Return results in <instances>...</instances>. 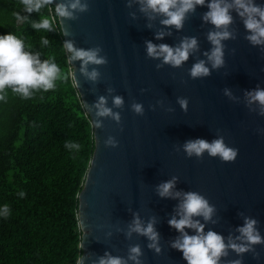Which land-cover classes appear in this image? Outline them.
Masks as SVG:
<instances>
[{
  "label": "water",
  "instance_id": "obj_1",
  "mask_svg": "<svg viewBox=\"0 0 264 264\" xmlns=\"http://www.w3.org/2000/svg\"><path fill=\"white\" fill-rule=\"evenodd\" d=\"M256 3L264 5V0ZM88 4L75 18L60 21L65 40L85 49L99 46V55L107 58L106 63H89V70L99 71L95 81L81 73L79 59L69 61L87 113L102 122L100 127L93 125L95 150L79 195L83 264H95L106 252L127 259L132 245L140 246L142 264H187L171 245L180 233L168 223L182 197H161L157 192V185L173 176L174 191H197L214 206L211 219L194 217L205 232L215 230L227 242L239 235L245 217H253L264 236V115L262 106L246 96L257 86L264 88V45L249 42L243 18L231 10L228 29L233 36L222 41L224 64L212 68L209 62L210 74L193 78L189 69L198 60L207 62L206 52L213 47L208 33L215 26L202 19L206 4L189 12L180 29L161 24L160 14L141 11L138 0L130 6L128 0ZM160 31L165 35L157 38ZM184 37H196L198 48L178 67L147 55L148 40L175 46ZM116 95L123 97L121 106L113 103ZM101 96L106 106L120 113L119 122L96 116L95 102ZM180 98L187 100L186 109ZM133 102L143 104V114L132 110ZM109 135L117 139L116 146L105 145ZM218 136L238 149L234 160L223 161L207 151L189 157L182 147L188 139L211 141ZM136 215L144 223L155 218L159 252L148 247L145 235L128 234ZM237 259L241 264H264V243L243 253L228 248L221 264Z\"/></svg>",
  "mask_w": 264,
  "mask_h": 264
},
{
  "label": "clouds",
  "instance_id": "obj_2",
  "mask_svg": "<svg viewBox=\"0 0 264 264\" xmlns=\"http://www.w3.org/2000/svg\"><path fill=\"white\" fill-rule=\"evenodd\" d=\"M129 6L132 0H128ZM140 10L160 14L161 24L182 28L189 12H194L197 5H207V11L202 19L215 26V30H210L208 40L213 47L206 52L207 62L203 59L195 62L189 69L193 78L207 76L210 74L208 63L212 68H218L224 64L223 40L232 37L233 33L228 29L232 22V11L243 18L244 26L247 30L246 38L253 45H264V5L256 3V0H138ZM23 10L14 11L12 15L15 20L22 23H29L31 28L37 33H51L58 26L61 18H75L76 12L86 11L89 7L88 0H21L18 6ZM47 10V14L44 11ZM37 13L39 19L31 17L32 13ZM134 15V13H133ZM151 18V17H150ZM64 32L63 29H60ZM66 34V33H65ZM164 31L156 33L157 38L163 37ZM40 47L47 49L51 46V41L47 36L40 39ZM33 46L26 44L25 39L13 32L0 33V101H6L8 91L18 95L22 99H29L37 91H48L57 87V81H66L71 75V69L67 73L61 69L52 55H47L46 59H41L40 52L32 51ZM198 48L196 37H184L179 44L172 46L167 43L155 44L151 40L146 41L147 55L153 58H162L164 63L173 67L180 66L189 58L191 52ZM62 51L70 53L66 57L67 61H81V73L88 79L95 81L99 76L98 69H88L89 63H106L107 58L99 55L101 48H80L74 45L71 40H65L61 46ZM159 67V65H158ZM72 85L78 86V81L73 77ZM227 95H231L229 89L224 90ZM246 96L250 103L261 105V113L264 115V88L257 86L246 91ZM116 106L123 104V97L116 95L113 97ZM179 103L183 108H187V100L180 98ZM86 107L85 105H82ZM96 116H111L117 122L120 121V113L113 112L106 106V98L99 97L95 102ZM135 113L143 114L144 107L141 102H133L131 105ZM90 125L100 127L102 122L99 119L89 120ZM105 145L116 146L117 139L109 135ZM65 148L69 151L79 152L80 143L66 140ZM185 153L191 157L193 155L202 156L205 151L211 156H219L223 161L234 160L238 154V149L227 145L223 136H218L209 141L203 137L188 139L183 144ZM177 177L173 176L169 180L162 181L157 185V192L161 197H182L177 205V214L173 215L168 223L177 229L180 235L171 242L172 247L181 251L187 264H221V257L227 255V249L231 248L237 253H243L253 249V245L264 243V236L257 229V220L253 217H245L244 223L238 226V233L235 238L229 237L227 242L221 233L209 229L204 231V224L196 216H202L205 221L211 219L214 206L208 199L197 191H174ZM19 196L25 195L20 191ZM11 213L8 204L0 206V216L7 217ZM195 231L190 234L187 229ZM145 235L150 241L148 247L160 251L159 233L155 228V218L144 223L141 218L134 216L133 222L129 226L131 232ZM142 250L139 245H132L129 248L127 259L105 253L95 264H128V260L134 264H142ZM75 264H83L82 255L77 256ZM232 264H241L237 259Z\"/></svg>",
  "mask_w": 264,
  "mask_h": 264
},
{
  "label": "trees",
  "instance_id": "obj_3",
  "mask_svg": "<svg viewBox=\"0 0 264 264\" xmlns=\"http://www.w3.org/2000/svg\"><path fill=\"white\" fill-rule=\"evenodd\" d=\"M20 2L0 0V33L23 37L42 60L54 56L71 75L29 99L9 90L6 101H0V206L11 210L0 216V264H75L83 254L79 195L95 150L94 128L72 85L60 23L51 33H37L12 15L26 14ZM31 17L39 19L35 12ZM42 36L51 41L47 49L40 47ZM66 140L80 143L79 152L66 149Z\"/></svg>",
  "mask_w": 264,
  "mask_h": 264
}]
</instances>
